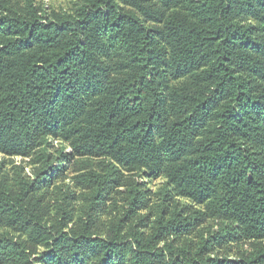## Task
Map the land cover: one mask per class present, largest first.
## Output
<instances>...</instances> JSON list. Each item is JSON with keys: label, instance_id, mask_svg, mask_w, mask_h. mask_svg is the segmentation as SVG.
<instances>
[{"label": "trees", "instance_id": "obj_1", "mask_svg": "<svg viewBox=\"0 0 264 264\" xmlns=\"http://www.w3.org/2000/svg\"><path fill=\"white\" fill-rule=\"evenodd\" d=\"M69 1L0 0V264H264V0Z\"/></svg>", "mask_w": 264, "mask_h": 264}, {"label": "rangeland", "instance_id": "obj_2", "mask_svg": "<svg viewBox=\"0 0 264 264\" xmlns=\"http://www.w3.org/2000/svg\"><path fill=\"white\" fill-rule=\"evenodd\" d=\"M37 1L41 2V4L46 5L47 7L55 8L56 10L67 9V8H71L72 6L69 0H37ZM56 151H57L56 154L58 155L60 154V151H62V153L64 154L70 153L69 148L62 143L56 144ZM0 167H3V170L8 174H12L15 167H23L25 169V173L28 175L31 173L29 158L8 157L0 153ZM73 175H74V169H73V165L71 162V165L69 166V170L66 172L64 179H66L68 182L70 181V178ZM163 183H164L163 179L147 180V188L149 189L151 193L149 197L151 209L153 208V206L159 203L158 194L163 186ZM117 200H119L120 203H123L121 198L118 197ZM179 203L183 205V204H186V201L181 200ZM75 207L77 210L74 212L75 216H73V222L76 225L79 223L80 219L84 216L83 214H80V206L78 203L75 204ZM83 207L84 206L81 204L82 209ZM146 213H149V211L142 212V214H146ZM53 217L54 215H52V218ZM109 227H110L109 215L104 214L101 217L100 223L98 225V230L95 232L96 235L99 237H103V236L105 237ZM7 234L11 236L18 235L16 231L12 229H6V228L0 227V235H7ZM249 247L250 246L248 244L234 243L231 245H227L223 247L222 249H219L215 255H218L220 259H224V258L235 259V258H238V256L245 249H249ZM37 257L38 256H35L36 259ZM33 264H43V263H40L39 260H35Z\"/></svg>", "mask_w": 264, "mask_h": 264}]
</instances>
